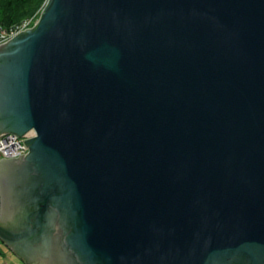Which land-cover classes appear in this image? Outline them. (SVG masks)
<instances>
[{
  "label": "water",
  "instance_id": "obj_1",
  "mask_svg": "<svg viewBox=\"0 0 264 264\" xmlns=\"http://www.w3.org/2000/svg\"><path fill=\"white\" fill-rule=\"evenodd\" d=\"M28 130L22 264H264V0H45L0 44V133Z\"/></svg>",
  "mask_w": 264,
  "mask_h": 264
},
{
  "label": "built area",
  "instance_id": "obj_2",
  "mask_svg": "<svg viewBox=\"0 0 264 264\" xmlns=\"http://www.w3.org/2000/svg\"><path fill=\"white\" fill-rule=\"evenodd\" d=\"M37 19L36 16L25 18L20 22L9 26L8 28H2L0 26V44L13 37L18 32L31 28ZM0 137V159L16 158L20 154L27 152L22 141L29 139L34 136L33 130H28L21 136H16L14 133H1ZM3 155V157H2ZM5 264V263H0Z\"/></svg>",
  "mask_w": 264,
  "mask_h": 264
},
{
  "label": "trees",
  "instance_id": "obj_3",
  "mask_svg": "<svg viewBox=\"0 0 264 264\" xmlns=\"http://www.w3.org/2000/svg\"><path fill=\"white\" fill-rule=\"evenodd\" d=\"M45 0H0V26H9L36 16Z\"/></svg>",
  "mask_w": 264,
  "mask_h": 264
},
{
  "label": "rangeland",
  "instance_id": "obj_4",
  "mask_svg": "<svg viewBox=\"0 0 264 264\" xmlns=\"http://www.w3.org/2000/svg\"><path fill=\"white\" fill-rule=\"evenodd\" d=\"M0 263L22 264L17 259H15L1 244H0Z\"/></svg>",
  "mask_w": 264,
  "mask_h": 264
}]
</instances>
